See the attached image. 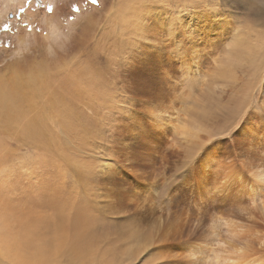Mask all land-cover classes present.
<instances>
[{
	"label": "rangeland",
	"instance_id": "374dc122",
	"mask_svg": "<svg viewBox=\"0 0 264 264\" xmlns=\"http://www.w3.org/2000/svg\"><path fill=\"white\" fill-rule=\"evenodd\" d=\"M0 92V264L264 245V0H0Z\"/></svg>",
	"mask_w": 264,
	"mask_h": 264
},
{
	"label": "bare ground",
	"instance_id": "6f19581e",
	"mask_svg": "<svg viewBox=\"0 0 264 264\" xmlns=\"http://www.w3.org/2000/svg\"><path fill=\"white\" fill-rule=\"evenodd\" d=\"M2 96L3 95L0 92V97H2ZM230 222H232V221H230ZM230 222L227 223V221H226V223L224 225L227 226L229 229H231V230L228 229L230 231L229 233L231 235V238L232 239L236 238V237L242 238L243 236L241 234H243L245 232V230H244L245 226L243 224H235V223H230ZM197 227H198V225H197ZM23 236L27 237V240L25 243H23V242L22 243L21 242L15 243L14 245L17 246V248L30 249L31 253L34 254V256L40 257V258H42V260L49 259V256L52 252L49 254L43 253V251H44L43 249H44L45 245H48V244L38 243L37 239L34 237V235L29 234L26 231H25V233H23ZM163 236L165 239L166 236L165 235H163ZM229 236H228V241H229ZM228 241L218 240L217 245L220 247L221 246H224V247H223V249H221L220 252H213L212 255L211 254L210 255L205 254L203 249L198 248V247L193 248V246H192L191 248H188V250H187L188 256H186V262L189 264H264V245L261 246V248H259L260 250H258V249L251 247V246H246V245L243 247L240 246L241 240L237 241V244H235L234 241L233 242H231V241L228 242ZM49 244H51V243H49ZM52 246L54 247L53 242L50 245V247H52ZM14 254H16V253H14Z\"/></svg>",
	"mask_w": 264,
	"mask_h": 264
},
{
	"label": "clouds",
	"instance_id": "9594fccd",
	"mask_svg": "<svg viewBox=\"0 0 264 264\" xmlns=\"http://www.w3.org/2000/svg\"><path fill=\"white\" fill-rule=\"evenodd\" d=\"M53 28H54V26H53Z\"/></svg>",
	"mask_w": 264,
	"mask_h": 264
}]
</instances>
